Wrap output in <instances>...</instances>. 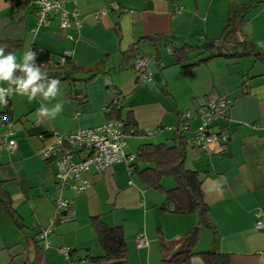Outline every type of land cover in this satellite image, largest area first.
<instances>
[{
	"label": "crops",
	"instance_id": "0c3cea01",
	"mask_svg": "<svg viewBox=\"0 0 264 264\" xmlns=\"http://www.w3.org/2000/svg\"><path fill=\"white\" fill-rule=\"evenodd\" d=\"M35 1L0 0L4 55L14 54V62L21 65L16 69L23 70L27 53L34 48L47 50L56 60L72 52V63L84 71L73 74L74 79L59 80L56 97L47 101L40 93L30 100L16 92L14 83L0 82V94L11 102L9 115L0 102V118L11 124L9 128L0 123V180L24 226L22 231L10 216L0 215V264H33L39 249L44 252L42 264H84L86 253L101 256L91 227L93 217L109 227L123 228L129 264H161L163 243L179 241L192 231L202 220L200 213H174L162 191L146 188L139 175L121 162L103 174L93 173L86 193L63 191L72 206L55 218L57 168L44 161L40 151L52 143L53 132L72 133L111 122L106 108L116 100L122 105L123 121L133 125L127 129V154H137L144 145L172 146L175 131L169 128L178 126L183 112L195 115L212 95L226 96L231 102L229 114L214 124V130L227 134L229 141L225 150L212 154L187 146V167L200 174L212 218V228H202L194 253L215 250L228 254L231 264H264V228L256 225L258 214L264 219V55L262 59L216 57L189 73L175 64L174 56L175 46L201 47L212 41L226 53L235 42L263 47L264 4L223 42L229 19L251 0H61L66 11L79 14L80 27L67 32L72 39L60 35L57 15L47 26L38 25ZM111 4L119 10L111 9ZM179 6L183 11L176 15ZM137 43V58L147 60L143 73L150 78L143 82L133 67L136 59L118 73L122 53ZM207 57L198 52L187 65ZM14 76L13 71V80ZM37 83L46 89L45 80ZM81 94L85 100L79 98ZM57 104L62 110L53 116ZM41 107L47 114L38 111ZM199 124V119L191 122L185 142ZM10 140L17 144L14 151L3 147ZM162 186L170 190L175 184L166 178ZM54 218L50 249L45 250L39 234ZM140 233L149 240L147 248L137 246ZM64 247L77 252V263L63 260L58 249ZM188 264L204 261L196 255Z\"/></svg>",
	"mask_w": 264,
	"mask_h": 264
},
{
	"label": "trees",
	"instance_id": "16d2710c",
	"mask_svg": "<svg viewBox=\"0 0 264 264\" xmlns=\"http://www.w3.org/2000/svg\"><path fill=\"white\" fill-rule=\"evenodd\" d=\"M262 4H264V0H251L241 10L235 13L228 21L222 36V41L224 42L232 34L237 24L244 22L246 17ZM138 43L122 53V61L118 73L130 68V63L137 59ZM0 48H3V45L0 44ZM32 52L35 53L34 60H27V64L38 67L41 74L45 75L42 80H45L46 83L52 79H74L73 74L84 71L82 68L75 66L70 58L62 63L60 59L56 60L47 50L34 48ZM198 52L201 55L206 54L208 57L196 64L187 65L190 56ZM263 55L264 46L261 47L252 42L245 41L235 42L230 47L228 53L221 52V49L215 45L214 41L206 42L201 47L189 44L174 47L175 64L182 66L186 73H189L198 64L206 63L216 57L240 59L253 56L257 59H262ZM14 74L15 79L25 77L24 70L14 69ZM95 76L85 80V82H91ZM14 88H17V86H14ZM82 100H85L84 95ZM5 101H7V104H4L6 114L9 115L11 113V102L9 99ZM121 106L120 101L116 100L108 110L113 117L111 122L123 121ZM125 123L126 129L133 127L128 120ZM187 146L184 133L176 131L172 146L166 144L141 146L137 153L136 161L128 165L130 172L132 174H138L142 184L146 188L162 191L166 195L168 201L172 204L171 209L174 213L181 215L200 213L202 216L200 224L179 241L170 244L163 243L162 252L164 256L161 264H188L190 259L196 255L204 261V264H231L228 254H222L215 250L194 253L202 228H212V218L210 208L205 201L200 174L187 167ZM142 165H145V167L141 168ZM166 178H171L174 181V188L170 190L163 188L162 182ZM2 214L10 216L18 228L24 231V226L20 223L14 209V202L3 189V183L0 180V215ZM91 227L96 233L102 255L94 256L86 253L84 260H81L84 264H129V251L122 227H109L100 217L91 218ZM43 253V249L37 251V256L33 264H42ZM76 255L77 252L71 250L69 260L77 263Z\"/></svg>",
	"mask_w": 264,
	"mask_h": 264
},
{
	"label": "built area",
	"instance_id": "2783aa9c",
	"mask_svg": "<svg viewBox=\"0 0 264 264\" xmlns=\"http://www.w3.org/2000/svg\"><path fill=\"white\" fill-rule=\"evenodd\" d=\"M110 7L113 10H119L117 4H111ZM182 11L183 8L179 6L175 13L180 15ZM55 15L59 16L60 35L72 39L67 32L80 27L78 11L75 10L71 13L66 11L61 0L35 1V16L39 26H47ZM236 35L241 39L240 33L237 32ZM71 57L72 52H68L60 60L64 63ZM133 67L140 72V82L150 80L149 76L143 73L147 67V60L137 58ZM14 86L17 85L14 83ZM79 98L82 99L83 95H79ZM230 108L231 102L226 96L212 95L207 98L204 105L198 108L195 115L189 111L183 112L178 126L169 128V130L186 133L191 131V122L194 119H199L198 128L193 131L191 138L186 139V144L197 146L211 154L220 153L225 150L229 137L225 133L216 132L214 124L218 119L226 117ZM109 109L110 107L106 108V110ZM0 123L11 127L5 117L0 118ZM132 132L135 133L133 130ZM155 133H150V136ZM50 136L52 143L41 149L40 156L44 161L53 162L57 168L56 179L59 194L55 197V218L62 216L72 206V202L63 197V191L71 190L76 195L84 194L92 187L90 176L93 173L103 174L118 163L124 162L130 165L137 159V154H127L125 151L128 137L125 121H112L95 128L81 129L72 133L53 132ZM6 138L7 136L4 140ZM41 139L46 140V136H42ZM3 147L14 151L17 144L15 140H10L5 142ZM55 218L51 220L49 227L39 234V239L44 244L45 250L50 249L49 237L55 230ZM256 225L260 229L264 228V219L261 214L257 216ZM136 243L138 248L149 246V240L145 233H140L137 236ZM58 252L69 259V248H59Z\"/></svg>",
	"mask_w": 264,
	"mask_h": 264
},
{
	"label": "clouds",
	"instance_id": "9594fccd",
	"mask_svg": "<svg viewBox=\"0 0 264 264\" xmlns=\"http://www.w3.org/2000/svg\"><path fill=\"white\" fill-rule=\"evenodd\" d=\"M35 53L28 52L26 59L34 60ZM16 56L9 53L7 56L4 55V49L0 48V82L8 81L9 83H15L17 85L16 92L21 95H28L29 99H34L37 93L42 95L44 100H50L55 98L58 93L59 80L52 79L47 83L45 89L44 84H38L37 81L41 80L44 76L41 74L40 69L35 65H23V70L25 72L24 78H17L13 80V71L21 65L16 64L14 61ZM30 90V93H29ZM0 102L7 104V101L3 99V95L0 94ZM62 110V105L57 104L52 109L53 116ZM39 112L47 114L48 110L41 107Z\"/></svg>",
	"mask_w": 264,
	"mask_h": 264
},
{
	"label": "rangeland",
	"instance_id": "374dc122",
	"mask_svg": "<svg viewBox=\"0 0 264 264\" xmlns=\"http://www.w3.org/2000/svg\"><path fill=\"white\" fill-rule=\"evenodd\" d=\"M170 179H171V178H170ZM151 190H154V189H151ZM65 219H66V218H65ZM98 245H99V243H98ZM99 247H100V245H99ZM64 259H66V258H65V257H63V260H64ZM66 260H67V259H66Z\"/></svg>",
	"mask_w": 264,
	"mask_h": 264
}]
</instances>
